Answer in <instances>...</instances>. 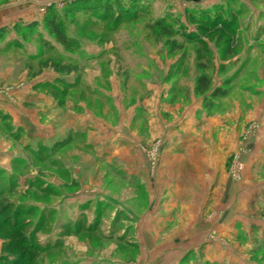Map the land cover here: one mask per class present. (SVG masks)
Here are the masks:
<instances>
[{"label": "rangeland", "instance_id": "rangeland-1", "mask_svg": "<svg viewBox=\"0 0 264 264\" xmlns=\"http://www.w3.org/2000/svg\"><path fill=\"white\" fill-rule=\"evenodd\" d=\"M0 17V264H175L142 251L189 223L201 242L177 264H264V0H0ZM202 74L229 91L212 108ZM198 141L227 162L221 193ZM174 157L194 198L157 179Z\"/></svg>", "mask_w": 264, "mask_h": 264}, {"label": "crops", "instance_id": "crops-1", "mask_svg": "<svg viewBox=\"0 0 264 264\" xmlns=\"http://www.w3.org/2000/svg\"><path fill=\"white\" fill-rule=\"evenodd\" d=\"M4 19H5L4 17H0V28L2 26H4V24H3ZM204 118H205V120H204ZM210 119L211 118H209L207 116V113H204L203 115H201L200 111H194L193 115L192 116L190 115V123H193L194 128L196 130L198 129L197 127H200L201 122L204 123L207 121L208 123H210ZM203 120H204V122H203ZM215 126H217V125H214L211 123V124H208V125L202 126V127H203V129H204V127L205 128L211 127V130L212 129L214 130ZM259 127H260L259 128L260 131H259V134L257 135V138H259L261 135H264V126H259ZM211 130H210V136L212 138H214V131L212 132ZM195 144H196V146H198L197 148L199 149L200 153H201V151H204V156H205V157H203L204 158V164H199L202 167V168L200 167L202 170L196 171V172H199V173H196L199 177V181L204 183L203 189H205V191H208V189H207L208 186L212 187L216 184L214 186V188H212L211 192L215 191V193L216 192L221 193L222 191H225L226 187H227L225 185V182H226V184H228L227 178H225V177H226V175H228V173H227V170L223 166H225V164L227 166V162L224 163L223 161H217V159L214 160L213 151H212L213 148L216 149L215 148L216 145H219L220 149H218V150H221V151L225 150L224 152H226V149H227L229 144L225 140V137L221 136L219 141L216 142L215 147L213 146V143L210 144L208 142L205 143L203 141H198ZM235 146H234L235 149H238V145H235ZM249 151H250V153H248L245 156H253V157H249L250 160L247 159L248 160L247 164L254 165L255 161H257V159L262 158V156H261L262 153L261 152L260 153L259 152L251 153L253 150L252 151L249 150ZM254 156L257 158L255 159ZM244 160H246V158H244ZM187 161L190 162V159H186L184 157H174L172 159L171 163L164 164V166H166V167L165 168L162 167V169H161L162 171L160 170L157 172V174H156L157 179L160 180V177L167 175L168 174L167 172L170 171V176L172 178L173 184L167 190L168 196H174V198L175 197H179V198H181V197L182 198H187V197L192 198L193 197L194 198V196H196L195 191L194 192L192 191V185L190 182H188V184L185 183L184 186H182L180 183L181 178H182L181 176H182L183 172L185 173L186 168H188V170H187L188 175L187 176L192 174L191 170H189L190 169L189 166H192V163L191 162L187 163ZM3 165H4V163L0 161V167ZM167 166H169V167L172 166V169H168L169 167H167ZM1 170H2L1 172H3V168ZM187 176H186V179H187ZM191 178L187 179V181L188 180L194 181L195 176H193ZM196 181H198V180L196 179ZM164 184H166V181L164 182ZM157 185L159 186V184H157ZM162 186H163V184H162ZM156 187L157 186L155 185V188ZM186 188H188V189H186ZM160 189H161V187L158 188V190H160ZM186 190H188V193ZM164 192H166V191H164ZM154 193H156V189L154 190ZM189 204L192 205L191 203H189ZM179 205H181V203L173 201L172 207L173 208L174 207L179 208ZM190 205H189V207H190ZM156 206H160V205H156ZM145 225L146 224L143 223L142 225L140 224L138 226V228L135 227L137 232L140 231V233L143 234V231H144L143 228H145ZM136 230H134V233L136 232ZM197 230H198L197 227L192 225V223H189L186 225L184 224V225L180 226V229L176 233V234H178V237H180L182 239L181 242H178L177 244L175 243V246H173L174 244H173L171 239L170 240L166 239L164 241H161L160 243L154 242L149 246L147 245V248L142 252L146 253L148 256L150 254L151 255L150 257L152 258V260L158 259V257L161 256L162 261H164V262L166 261V263H168L169 261H174V263L177 264L179 261L182 260V256L186 252L188 253L191 250L196 251V246L198 245L199 242H201V240L198 238ZM203 240H204V237H203ZM140 244H141V242H140ZM168 246L171 249L165 251L166 247H168ZM163 248H165V249H163ZM140 249H142V248H140ZM142 256H144V255H142Z\"/></svg>", "mask_w": 264, "mask_h": 264}, {"label": "trees", "instance_id": "trees-1", "mask_svg": "<svg viewBox=\"0 0 264 264\" xmlns=\"http://www.w3.org/2000/svg\"><path fill=\"white\" fill-rule=\"evenodd\" d=\"M132 3L135 2V0H130ZM209 19V18H208ZM47 23L50 26L51 32L55 35L56 39L66 48H73L75 49L77 46V41L72 38L71 36L67 35L62 27L59 21L53 16L48 18ZM221 24H223L226 28L230 26V24L226 21H222ZM157 26H161L157 24ZM196 93L200 96L205 97V105L207 108H212L216 104V100L220 98H224L228 95V89L224 87H216L212 88V78L207 75V74H202L201 76L198 77L196 81V86H195ZM12 219L9 217H6L5 219V224H10V221ZM13 225H17V223H13ZM70 229V228H69ZM32 239L30 236L28 237V240ZM22 242L26 243L27 242V236L22 238ZM31 248H36L33 244H31ZM47 247L43 248L46 250ZM37 250V249H36ZM26 253H23V255H15L11 259L12 261L15 262H20L23 260L26 255ZM24 261V260H23ZM17 263V264H18ZM24 262H22L23 264Z\"/></svg>", "mask_w": 264, "mask_h": 264}, {"label": "water", "instance_id": "water-1", "mask_svg": "<svg viewBox=\"0 0 264 264\" xmlns=\"http://www.w3.org/2000/svg\"><path fill=\"white\" fill-rule=\"evenodd\" d=\"M181 1H184V2H188V3H197L199 0H181Z\"/></svg>", "mask_w": 264, "mask_h": 264}]
</instances>
